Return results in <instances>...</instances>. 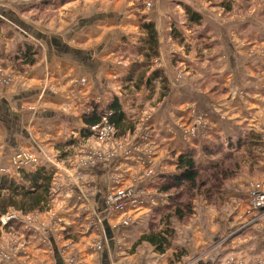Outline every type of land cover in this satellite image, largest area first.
Wrapping results in <instances>:
<instances>
[{
	"label": "rangeland",
	"instance_id": "1",
	"mask_svg": "<svg viewBox=\"0 0 264 264\" xmlns=\"http://www.w3.org/2000/svg\"><path fill=\"white\" fill-rule=\"evenodd\" d=\"M184 1V4L170 2L169 5L170 9L167 18L175 17V19L170 21L176 24L172 26L170 35L173 41L170 48V63L174 68L176 87H180V82H183L186 78L185 81L191 83L189 85L192 87L193 92L197 87L202 92L195 93L198 97L195 102L197 109L195 106L183 103L178 106L179 108L176 111L170 110V114H167L166 118L164 117L165 123H161L160 126L164 133L170 135V137L162 134L163 131L159 132L157 130L159 139L157 143L163 144L166 142L165 148L163 149L162 147V152L159 154V157L162 158L160 163L162 168L157 171V174L159 172L163 174L157 175L153 170L147 169L150 175H157V189L155 188L150 193L160 195L162 201L155 208L167 204L174 205V201L179 200L181 203L184 202L183 205L191 202L192 214L183 220L175 218L170 221L173 239L170 242L169 249L176 246L175 257L179 261L186 257L183 240L185 236H188L189 226L196 214L201 217L197 224L205 231L212 230L214 232V228L218 226V230L221 233L220 244L246 243L249 241L251 233L260 236L264 242V222H262L264 220V211L263 213H257L253 209L250 198L252 190H259L264 193V103L250 102L246 96L247 91L239 89L240 84L243 85L244 81H251L252 83H260V85L262 83V90H264V38L260 39L258 45L261 47L260 51L262 54L260 53L259 59H256L255 67L250 62L251 57H248L252 56V53L244 59V65L247 68L244 69L240 66L239 64L243 61L239 57L237 58L234 49L236 44H240L245 38L248 41L245 45L249 46L248 49H251L252 46H250V40L246 34H250V31H252V23L261 22L264 25V0ZM198 1L199 4L196 3ZM143 3L147 5L150 0H139L138 6ZM179 5L184 12L182 10L178 14L177 6ZM189 11L200 16L199 23H195L190 18ZM34 15L33 21H40L38 24L41 25L43 20L53 17L55 12L41 13L38 9ZM179 19L184 28L183 34L178 32L181 27ZM145 21H139L138 31L140 30L141 36L137 45H135L136 47L130 53L125 50V54H119L124 60L129 61V70L126 73V77L130 74L132 66L140 64L144 60L137 48L140 47L143 38L146 36L145 31L141 28V23ZM230 21H243V26L233 28V24ZM226 22H230L226 25V28L219 27V25ZM1 28L4 36L5 34H10L11 36L13 33L11 32L12 28L9 26ZM185 33L187 36L183 38L182 35L184 36ZM31 42L33 44L24 42L17 51H4L5 53L0 55V87L5 88L10 85L14 80L24 75L26 70L40 61L41 45L43 44L33 40ZM26 46H31L32 50L36 51L35 57H37V61L33 66L23 63L21 54L23 52L22 49H25ZM222 47H225L227 52L232 54V59L229 60V63L226 61L227 59L223 60V63H225L224 75L217 72V70L219 71L218 68L221 69L217 65V58L223 52ZM156 58L151 61L150 70L147 71L145 77V80L151 79V88H148L147 84L143 83L140 90L136 91L132 84L142 69L134 71V74H132L133 80L130 82L124 77L116 84L118 86L115 90H118L119 94L117 98L121 102L128 122L133 125V131L118 135V132L112 129L114 133L110 140L107 137L101 139L98 129L97 131L93 129L95 126L87 127L83 123L84 115L89 114L94 105H98L101 113L106 112L111 98L115 97V95H111L104 102L96 100L83 103L78 112L82 128L79 131L73 129L68 136L55 140L52 145L53 151L48 152V157L44 156L41 159L40 157H35V155H22L18 150L12 155L9 160L10 163L6 165L0 163V177L8 180L13 179L16 184L26 185L25 187H29V184L28 179L23 176L32 174L39 168H44L53 176L49 188L48 205L46 204V207L43 206L42 211L23 214L14 208H10L6 213L0 215L1 264H55V254L57 252L60 254L63 264H82L79 260L81 258L84 259L83 255H85V252L83 250H86L87 253L92 252L93 256L97 258L101 252L107 249L111 240L109 241L104 235V220H109L112 225L116 219L114 217L118 214H124L126 222L127 217L133 216V211L138 209L139 205L136 208H132L129 204L124 213H119V210L108 207L104 208L103 213H100L101 215L98 214L94 210L90 193L81 190L79 181L85 177L83 169L87 170L88 168H98L99 165H105L107 175H109L113 183L105 188L103 199L110 188L124 190L131 188L132 195L138 203L141 200L149 201L150 196L144 195L145 198H140L132 189L133 182L137 180L132 179V185H129V187L123 186L122 183L120 184L121 180L117 177L119 176L117 173L119 165L117 159L118 145L114 143L119 141L128 149L129 145L125 140L132 133L138 132L136 135L140 136L141 139L142 136L149 138L153 131L150 124L153 122L154 113L159 108L157 106L164 100L169 99V94L173 87L169 76L172 77L173 73L168 75L167 71H165V69H168L167 66L165 69L160 68V63H158ZM230 63L234 70L231 69ZM212 68H214V72L219 73L220 78L217 75L211 76ZM155 70L160 71L161 74L159 76L161 77L152 78L156 73ZM49 76L45 82L46 84L42 87L48 88L53 84L52 81L50 82L51 78ZM160 78L166 80V93L162 89L163 84L160 82ZM162 92L165 93L164 97H160ZM211 96L215 98L217 96L216 101L221 100V103L213 106V103L207 100L212 98ZM232 97L237 102L234 99L232 102L233 106H229L228 103L231 102ZM37 101H41V96ZM157 113L159 114V112ZM104 117H102L101 122H103ZM178 118L183 119L179 122ZM172 136L175 137L173 140L178 138L179 142L186 145V147H183L184 150L181 149V143L178 145L173 140L172 144L169 142L171 140L168 139L172 138ZM59 142L62 144L59 145ZM86 148L89 150L86 151ZM145 150L140 158L146 159L147 163L150 164L154 162L151 158L153 156L156 162L158 159L156 144L151 148L150 156L147 153L148 144ZM188 150L194 152L195 161L199 169L198 183L201 185L200 188L188 191L187 188L174 187L171 188L168 194L160 191L158 186L164 178L163 175L176 173V157ZM89 156L92 159H98L95 164H91L94 161L91 162ZM79 187L80 190H78ZM169 194L172 195L173 202H169ZM155 208L149 209L144 206L141 214L144 215L143 217L146 214L147 218H145L143 223H136V219L133 217H130L126 224L123 223L122 218V220L118 219L119 226L115 230L113 227L112 229L115 235L122 234L120 239H122L121 242H123L124 248L130 249V251L143 248L148 243L138 244L142 236H145L151 230L160 232L161 229L165 228V224L159 221L160 214L163 213L165 215L166 213L160 211L158 214L154 212ZM65 211L70 212L72 217L70 215L69 217L73 220L70 219L69 221L74 222L69 227L67 226L69 224L68 218L61 215ZM10 214H15V218L10 219L6 224L2 223V218L10 216ZM115 240L116 238L112 242L117 244L118 242ZM81 241L86 242V247L83 250L80 248ZM215 243L217 244L218 242L216 241ZM199 245L201 244L199 243ZM207 245L205 243L204 247ZM186 246H188L187 242ZM229 252L226 254L227 257L224 259V264H236V259L239 257L237 254L234 256L235 253L232 250ZM259 260L257 261L258 264H264V259ZM239 262V264H250L241 260ZM186 263L180 262V264Z\"/></svg>",
	"mask_w": 264,
	"mask_h": 264
},
{
	"label": "crops",
	"instance_id": "2",
	"mask_svg": "<svg viewBox=\"0 0 264 264\" xmlns=\"http://www.w3.org/2000/svg\"><path fill=\"white\" fill-rule=\"evenodd\" d=\"M170 2L185 3L184 0H150L147 5L143 3L139 7V0H0V55L11 50L17 51L24 42L33 44L31 40L43 44L41 45L40 61L26 70L24 75L14 80L10 85L5 88L0 87V163L5 165L10 163L9 160L12 155L18 150L22 155H35V157L41 159L44 156L48 157V152L53 151L52 145L55 140L68 136L73 129L79 131L82 128L78 112L83 103L96 100L104 102L111 95L118 97V90H115L118 86L116 84L126 77L129 70V61L124 60L119 54H125V50L130 53L136 47L135 45H137L141 36L140 30L138 31L139 21L146 20L145 22L155 25L159 54L156 59L160 63V68L165 69L167 66L168 69H165V71L168 75L173 73L172 77L169 76L173 87L169 99L164 100L157 106L159 107L157 109L159 114L154 113L153 122L150 124L153 131L149 138L142 136L141 139L140 136L136 135L138 132H135L127 136L125 140L129 145L128 149L119 141L114 143L118 145L117 159L119 165L117 173L121 180L120 184L129 187V185H132V179L137 180L133 182L134 185L132 186L137 196L140 198H143L144 195L150 196L149 201L141 200L138 209L133 211V216H130L136 219V223H143L147 218L146 214L145 217L141 214L144 206L149 209L155 208L162 201L160 195L150 193L156 188V176L163 174L162 172L157 174V171L162 168L160 164L162 158L159 157V154L162 152V147L165 148L166 142L163 144L157 143L159 141L157 130L159 132L163 131L160 124L165 123L164 117L170 114V110L176 111L179 105L187 103L197 109L195 102L198 97L195 93L202 92L198 87L193 92L192 87L189 85L191 83L185 81L186 78L183 82H180V87L175 86L174 68L170 63V48L171 42H173L170 35L172 26L176 24L170 21L175 17L167 18ZM196 3L199 4V1ZM142 7L143 9H141ZM177 7L179 14L183 8L180 5ZM36 9H39L41 13L55 12V15L43 20L40 25L38 24L40 21H33L34 14L37 12ZM179 21L181 23L180 19ZM229 23H223L224 25L221 24L219 27L226 28ZM232 24L233 28H237L243 26V21H233ZM5 26L12 28L11 32L15 35L5 34L4 36L1 27ZM180 26L178 32L183 34L182 23ZM251 27L250 34H246L250 40L251 49H248L249 46L245 45L248 42L246 38L240 44L237 43L234 48L237 58L239 57L243 61L239 65L244 69L247 68L244 65L246 56L252 53V56L248 57H251L250 62L254 66L256 59H259L262 54L261 47L258 45L260 39L264 38V25L261 22L252 23ZM185 36H187L186 33L184 36L182 35L183 38ZM225 47H222L223 52L217 58V65L222 69L221 71L217 67L219 69L217 72H220L221 75H224L225 68L223 60L227 59L226 61L229 63V60L232 59V54L228 53ZM230 67L231 69L234 68L231 63ZM215 73L216 71L214 72V68H212L211 76L217 75L220 78L219 73ZM48 76L53 84L48 88L42 87L46 84ZM248 80L250 79L248 78ZM239 89L247 91L246 96L250 102L264 103L262 83L260 85V83L244 81L243 85L240 84ZM40 96L41 101H37ZM234 99L232 97L231 102H227L229 106L232 105ZM207 100L213 103V106L221 103V100L216 101L217 96ZM235 102H237L236 99ZM181 119L183 118H178V121H182ZM166 122L168 123L167 120ZM162 134H165L164 131ZM167 137H170V135H167ZM173 138L175 137L172 136L168 139L171 140L170 143ZM178 140L177 138L173 141L180 145L181 142ZM61 144L59 142V145ZM147 144L148 156L151 155L149 152L155 144L157 148L156 155L158 159L155 162V158L151 156L154 162L150 164L147 163L146 159L140 158L146 151ZM180 146L182 150H184L183 147H186L183 143ZM88 150L86 148V151ZM147 169L153 170L157 175H150ZM83 170L85 177L79 181L81 190L90 193L94 210L100 214L105 208L103 202L105 188L113 182L107 175L105 165ZM78 190H80V187ZM61 215L68 218V227L70 224H74L73 221H69L72 217L70 212L65 211ZM130 217H127V219ZM114 218L116 219L112 225L109 220H104V235L107 238L110 235L108 239L111 240L107 249L101 252L97 259L92 252L87 253L86 250H83L86 247V242L81 241L80 248L85 252V255H83L84 259L79 258L80 263L180 264V262H187L186 264H224L226 254L230 253V250L235 253L234 256L237 254L239 257H236L238 258L236 264H239L240 260L244 263L258 264L259 259H264V242L260 236L251 233L249 241L246 243L220 244L221 233L218 226L214 228V232L212 230L205 231L197 224L201 218L197 214L189 226L188 236H185L183 240L186 257L182 258L181 261L175 257L176 246L161 254L148 244L143 248L130 251V249L124 248V244L121 242L120 235L122 234L115 235L113 231L119 226V220L124 219V214H118ZM142 230L144 231V229ZM115 238V241L118 242L115 243L117 245L116 249L115 244L112 242ZM186 242L188 246H186ZM199 243L201 245L198 246ZM205 243L208 245L204 247ZM56 257H59V260L62 261L60 254L57 252L55 254V264Z\"/></svg>",
	"mask_w": 264,
	"mask_h": 264
},
{
	"label": "trees",
	"instance_id": "3",
	"mask_svg": "<svg viewBox=\"0 0 264 264\" xmlns=\"http://www.w3.org/2000/svg\"><path fill=\"white\" fill-rule=\"evenodd\" d=\"M188 14L190 18L195 22L199 23L200 16L189 11ZM141 28L145 31V38H143L140 47H138L139 54L144 58L140 64L132 66L130 74L126 77L127 81L133 80L132 74L135 70L142 69L139 74L135 77V80L132 82L136 91H139L143 83L147 84L148 88H151L152 81L151 79H146L147 71L150 70L151 61L158 57V39L156 35L155 25L150 22H142ZM21 54L23 63L29 66L35 65L37 61L36 51L32 50L31 46H26L25 49H22ZM35 59V60H34ZM161 73L156 71L152 78L156 79ZM153 79V80H154ZM160 82L163 84L162 89L166 93V80L160 78ZM165 93L162 92L160 97H164ZM105 116L107 123L118 132V135H124L127 131H133V125L128 122L126 114L122 109L121 102L117 97H112L111 102L106 108V112L101 113L98 105H94L92 111L84 115L83 123L87 127L97 126L102 117ZM87 136V134H85ZM177 171L176 173L165 174L163 179L159 180L160 191L167 192L171 188H187L189 191L197 190L200 188L198 183L199 178V169L195 161L194 152L188 150L179 154L177 157ZM23 177L28 179V186L16 184L13 179H6L0 177V215L4 214L10 208H14L17 211L22 212L23 214L33 212V211H42L43 206L46 207V204L49 200V188L52 182L53 176L48 173L44 168H39L34 173L25 174ZM167 182V183H166ZM169 202L173 199L172 195L169 194ZM191 199V198H189ZM188 199V200H189ZM174 205L167 204L159 208H155L154 212L158 213L160 211L165 212L160 214L161 223L165 224V228L161 229L160 232L151 230L149 233L142 236L138 244L147 242L152 248L155 249L159 254L166 252L170 247V242L173 239V233L170 229L171 219L183 220L192 214L191 202L183 205L184 202L174 201ZM48 205V204H47Z\"/></svg>",
	"mask_w": 264,
	"mask_h": 264
},
{
	"label": "built area",
	"instance_id": "4",
	"mask_svg": "<svg viewBox=\"0 0 264 264\" xmlns=\"http://www.w3.org/2000/svg\"><path fill=\"white\" fill-rule=\"evenodd\" d=\"M102 121L103 122H100L93 129L96 130V131L98 129V134H99V137L101 139L103 137H107L108 140H110L111 139L110 137L114 133V132H112L114 130V128H113V126L111 127L107 123V120H106L105 117L103 118ZM92 156H94V155H92ZM89 160L91 162L94 161L91 164H95L98 159L97 158L92 159L89 156ZM250 198H251V201H252L253 209L257 213H263V211H264V193L262 191H259V190L258 191L257 190H252L251 191V197ZM126 199H128V201L125 202ZM103 202H104L105 208H108V207L110 209H114L115 208L116 210H119V213H124L125 210L127 209V207H129V204H130V207H132V208H136L137 205H139V203L137 202V200L133 197L132 190L130 188L129 189H126V190H124V189H117V188L116 189L115 188L114 189H111L110 188L109 192L104 197ZM12 218H15V214H10V216L5 217V218L3 217L2 218L3 219L2 223L6 224V222L9 221ZM128 220L129 219H127V221ZM127 221L125 222V219H123V223L124 224H126Z\"/></svg>",
	"mask_w": 264,
	"mask_h": 264
},
{
	"label": "water",
	"instance_id": "5",
	"mask_svg": "<svg viewBox=\"0 0 264 264\" xmlns=\"http://www.w3.org/2000/svg\"><path fill=\"white\" fill-rule=\"evenodd\" d=\"M108 238H110V235H108ZM56 258H57L56 264H62V261L59 260V257H56Z\"/></svg>",
	"mask_w": 264,
	"mask_h": 264
}]
</instances>
